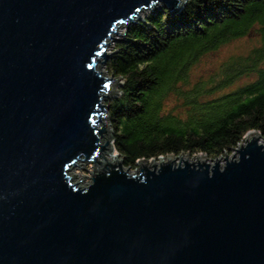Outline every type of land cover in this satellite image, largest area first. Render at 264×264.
<instances>
[{
    "label": "water",
    "instance_id": "water-1",
    "mask_svg": "<svg viewBox=\"0 0 264 264\" xmlns=\"http://www.w3.org/2000/svg\"><path fill=\"white\" fill-rule=\"evenodd\" d=\"M161 1L187 0H0V264H264L261 135L223 164L132 172L113 152L105 101L122 79L101 66Z\"/></svg>",
    "mask_w": 264,
    "mask_h": 264
},
{
    "label": "trees",
    "instance_id": "trees-1",
    "mask_svg": "<svg viewBox=\"0 0 264 264\" xmlns=\"http://www.w3.org/2000/svg\"><path fill=\"white\" fill-rule=\"evenodd\" d=\"M253 31L257 44L192 82L200 58ZM123 80L108 102L114 148L124 166L140 159L233 151L249 132L264 138V0H187L178 11L159 6L129 25L105 64ZM255 78L212 96L242 75ZM175 94L184 117L164 111Z\"/></svg>",
    "mask_w": 264,
    "mask_h": 264
},
{
    "label": "rangeland",
    "instance_id": "rangeland-1",
    "mask_svg": "<svg viewBox=\"0 0 264 264\" xmlns=\"http://www.w3.org/2000/svg\"><path fill=\"white\" fill-rule=\"evenodd\" d=\"M162 5L166 7L165 3L161 1L155 6V8H152V10L151 9L144 10L142 13H140V16L142 18H144L147 14L153 12L156 8H158L159 6H162ZM135 21L139 22L141 20H135ZM117 31L121 32V33H124L125 28L122 26L121 28L117 29ZM113 37L122 38V36L118 35V34H114ZM256 40H257V35L253 31H251L247 35H245V36H243L241 38L232 40L229 43H226V44L222 45L221 47H219L215 51H211V52H208V53L204 54L200 58L199 63L196 64L195 68L192 71V76H191L192 82H195L196 80H199V79L207 78L209 75L214 73L218 69V67L221 66V64L226 59H228L230 57L235 56V57L242 58V57L248 56L249 51L257 44ZM118 41H121V40H113L110 43V45L108 46L107 51L108 52L114 51L115 44ZM101 70L104 72V74H107V75L109 74V73H107V71L105 69V65L101 66ZM254 78H255L254 74L242 75L239 78H237L235 81L231 82L229 85L221 88L220 90H217L214 94L211 95V97L219 95V94H222V93H225V92H228V91H231V90H234V89H237V87L245 85L249 81H252ZM122 83H123V80L116 87L118 89V93L113 95V96H111V97H109L108 99H106L105 105H107V107H108V102L111 99H113L114 97L119 96L121 94L120 91H119V88L122 85ZM182 104L183 103L179 100V98L175 94H170V95H168V97L165 99V101L163 103V110L165 112L166 111L174 112V113H176L177 115H179L180 117L183 118L185 115H184V109H182V106H183ZM107 114H108V110H107ZM101 120L104 122L105 121L104 117H102ZM106 121L109 124V127L111 129V121H110L109 115L106 117ZM111 134H112V129H111ZM244 138H246V137H244ZM258 140H259V142H263L264 141L261 137H259ZM102 141H105V138H102ZM113 141L114 140H112L113 152L118 155L117 158L118 157L121 158V156L118 154V152L114 148V142ZM233 153L234 152L231 151V152H227L226 154L231 156ZM181 155H182V158H185V156H187L188 154H181ZM197 155L202 156V158L206 157L204 154L198 153V154L188 155V158L192 159V158H194ZM104 156L108 160L112 159L110 154L105 153ZM172 156H177V155H172ZM164 157H166V156H164ZM218 158H219L220 164H223L224 155H222V156H220ZM140 160H142V159H140ZM176 160H179V159L176 158ZM213 160L206 158V161L209 162V163H212ZM146 163H147V167H149L150 166L149 165L150 164L149 160H146ZM78 165H80L81 167L86 168L87 170H89L91 172L94 171V164L89 162V161H82ZM138 169H139V166H138L137 162H136V167L135 168H130V170L132 172H134L135 170H138ZM87 170L79 168L78 166H74L71 169L73 175L76 177L74 180H76V179L87 180V177H90V173Z\"/></svg>",
    "mask_w": 264,
    "mask_h": 264
},
{
    "label": "bare ground",
    "instance_id": "bare-ground-1",
    "mask_svg": "<svg viewBox=\"0 0 264 264\" xmlns=\"http://www.w3.org/2000/svg\"><path fill=\"white\" fill-rule=\"evenodd\" d=\"M121 28V27H120ZM249 134H253V132H249L245 137H247ZM243 142V141H242ZM108 154V153H107ZM111 156V155H110ZM111 158H112V156H111ZM196 158H198V159H202V156H200V155H197V156H195L194 158H192V159H190V158H188V160L190 161V162H192V161H194ZM118 159H119V157H118ZM182 159H185V158H182ZM112 160V159H111ZM111 160H109V161H111ZM83 160H79L78 162H76L77 164H80L81 162H82ZM182 161V160H181ZM147 164V163H146ZM149 168V167H148Z\"/></svg>",
    "mask_w": 264,
    "mask_h": 264
}]
</instances>
